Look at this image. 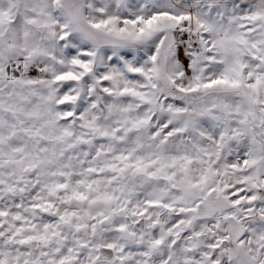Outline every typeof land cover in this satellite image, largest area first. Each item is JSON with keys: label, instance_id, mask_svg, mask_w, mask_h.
I'll return each mask as SVG.
<instances>
[{"label": "snow or ice", "instance_id": "obj_1", "mask_svg": "<svg viewBox=\"0 0 264 264\" xmlns=\"http://www.w3.org/2000/svg\"><path fill=\"white\" fill-rule=\"evenodd\" d=\"M0 264H264V0H0Z\"/></svg>", "mask_w": 264, "mask_h": 264}]
</instances>
